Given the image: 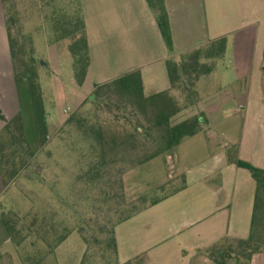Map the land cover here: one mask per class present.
Here are the masks:
<instances>
[{
  "label": "crops",
  "instance_id": "0c3cea01",
  "mask_svg": "<svg viewBox=\"0 0 264 264\" xmlns=\"http://www.w3.org/2000/svg\"><path fill=\"white\" fill-rule=\"evenodd\" d=\"M81 1L91 59L83 87L91 82L90 95L138 72L145 96H174L167 60L226 41L213 71L197 83L195 105L173 118L200 116L201 132L124 179L140 194L182 176L185 184L115 229L120 264H213L205 251L247 239L255 204L256 183L248 170L229 162L228 148L237 147L240 160L264 169V0H164L172 51L146 0ZM0 112L6 121L21 115L24 127L36 130L29 85L15 78L1 0ZM5 120L0 118V132ZM52 120L47 111L48 127ZM9 188L0 175V255L12 257L16 247L1 218ZM250 264H264V253Z\"/></svg>",
  "mask_w": 264,
  "mask_h": 264
},
{
  "label": "trees",
  "instance_id": "16d2710c",
  "mask_svg": "<svg viewBox=\"0 0 264 264\" xmlns=\"http://www.w3.org/2000/svg\"><path fill=\"white\" fill-rule=\"evenodd\" d=\"M1 1L15 78L18 82L26 81L29 85L36 133L39 144L44 146L48 137V123L42 87L34 64L27 61L25 48L13 34L16 22L14 0ZM146 1L167 48L172 51L173 39L165 1ZM54 14L55 45L61 59L72 67L71 96H74L83 87L91 65L82 1L70 0L66 10ZM225 48L226 41L220 39L207 48L183 55L179 61L167 60L171 91H181L184 97L182 107L170 91L145 96L138 72L96 87L93 93L95 97L91 102L105 108L115 121H119L121 112V118L130 121L134 129L128 131L110 124H101L92 127L89 133L92 144L83 158L90 160L91 164L74 182L79 201L91 202L95 208L93 218L87 221L80 212H75V218L79 221L78 233L87 247L80 264H120L116 227L176 192L174 188L168 194L156 197V192L165 193L166 188L174 185L175 182L171 181L154 191L149 204L148 195L141 196L135 203L126 204L123 176L127 171L169 152L184 140L201 132L203 123L200 116H193L175 125L172 120L182 110L195 105L199 97L197 83L213 71L215 60L223 56ZM140 116L147 120L149 129L144 130ZM0 118L5 120L1 112ZM5 122L6 125L0 132V175L8 187L29 166L35 152L25 136L22 116L17 115ZM146 141L154 143L155 149L148 152ZM227 155L229 162L248 170L256 183L251 232L245 240L214 245L205 254L214 264H230V261H234L233 264H250L255 255L264 253V169L240 160L237 147H229ZM180 178L185 184V177ZM102 206H107L108 211L105 212ZM1 218L11 241L16 248L19 247L20 243L16 239L24 229H17L18 221L14 220L15 217L10 219L6 210L1 213ZM38 221L39 218H35L32 226ZM47 226L49 225H43L42 229L46 230ZM51 226L50 229H56ZM69 234L56 237L55 246L66 241ZM40 263L41 261L36 264Z\"/></svg>",
  "mask_w": 264,
  "mask_h": 264
},
{
  "label": "rangeland",
  "instance_id": "374dc122",
  "mask_svg": "<svg viewBox=\"0 0 264 264\" xmlns=\"http://www.w3.org/2000/svg\"><path fill=\"white\" fill-rule=\"evenodd\" d=\"M69 2L70 0H14L16 22L13 34L25 48L27 61L34 64L45 95L47 111L53 120L48 127L44 146L39 144L32 124L27 123L25 128V136L35 157L1 199L10 219L15 217L14 220L18 221L17 229H24V232L17 236L20 246L16 248V253L12 257L3 254L5 256H1L0 264H36L39 261L40 264L81 263L87 247L78 233L79 221L75 218V212H80L87 221L93 218L95 208L91 202L79 201L74 182L91 164L90 160L83 158L92 144L89 133L92 127L101 124H110L128 131L134 129L130 121L121 118V112L119 121H115L105 108L91 102L95 97L94 94L90 95L91 82L85 84L77 95L71 96L73 71L60 57L55 45L54 28V12H63ZM221 62L220 59L218 63ZM173 95L181 107L184 106L181 91H175ZM85 99L86 102L80 106V102ZM140 119L144 130L149 129L147 120L142 116ZM181 121L172 120L173 125ZM145 143L148 152L155 149L154 143ZM137 168L127 171L123 176L124 201L126 204L135 203L141 196L148 195L149 204L154 191L147 194L134 193L125 186V176ZM173 182L176 184L166 188L165 193L155 191L156 197H162L183 185L180 177ZM102 208L105 212L109 209L107 206ZM35 218H39V221L32 226ZM43 225L49 226L43 230ZM51 225L56 229H50ZM68 232L70 236L67 240L55 246L54 239ZM229 263L233 264L234 261Z\"/></svg>",
  "mask_w": 264,
  "mask_h": 264
}]
</instances>
